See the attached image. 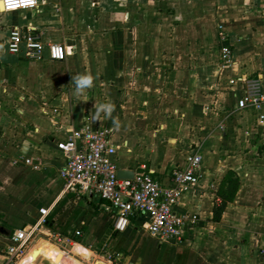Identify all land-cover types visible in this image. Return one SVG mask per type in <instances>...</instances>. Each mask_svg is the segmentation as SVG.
I'll return each mask as SVG.
<instances>
[{
  "label": "crops",
  "instance_id": "0c3cea01",
  "mask_svg": "<svg viewBox=\"0 0 264 264\" xmlns=\"http://www.w3.org/2000/svg\"><path fill=\"white\" fill-rule=\"evenodd\" d=\"M13 28L62 45L65 60L10 54ZM218 29L233 50L230 68ZM80 76L92 84L77 91ZM237 77L264 91V0H0V226L29 228L47 209L40 232L61 237L41 235L8 263L10 234H0V264H264V121L238 108ZM147 103L165 113L150 116ZM179 113L202 125L184 152L179 139L193 138L173 135L170 146L152 128ZM85 124L112 130L119 170L144 166L163 185L200 153V180L175 208L197 217L182 243L151 237L141 219L116 233L105 202L63 191L56 144Z\"/></svg>",
  "mask_w": 264,
  "mask_h": 264
},
{
  "label": "built area",
  "instance_id": "2783aa9c",
  "mask_svg": "<svg viewBox=\"0 0 264 264\" xmlns=\"http://www.w3.org/2000/svg\"><path fill=\"white\" fill-rule=\"evenodd\" d=\"M221 64L223 68L235 65L233 50L228 36L219 35ZM7 51L28 59H45L62 62L65 50L62 45L45 43L38 34L26 33L13 28L7 38ZM242 86L238 108L252 109L264 121V91L258 79L237 77L231 81ZM112 130L107 127H91L87 124L71 129L64 140L57 142V149L65 156V164L59 172L63 191L78 196H97L114 212L113 230L125 231L133 219H141V228L153 238L163 242H183V228L192 225L197 217L176 211L181 195L192 190L200 180L202 156L198 151L185 158L184 166L171 173L167 185L159 183L140 166L131 179L117 176L114 160L115 147L111 143ZM28 164V161H25ZM47 209L39 210L35 225L14 229L9 235L5 250L7 262L22 259L33 244L45 238L61 242L58 234H42L40 228L47 224ZM80 236V231H75Z\"/></svg>",
  "mask_w": 264,
  "mask_h": 264
},
{
  "label": "rangeland",
  "instance_id": "374dc122",
  "mask_svg": "<svg viewBox=\"0 0 264 264\" xmlns=\"http://www.w3.org/2000/svg\"><path fill=\"white\" fill-rule=\"evenodd\" d=\"M221 32H224L222 31L221 29H218V32H217V38H218V42H219V35ZM208 50V51H207ZM202 49V52L203 54H211L213 53V50L212 48L210 49ZM191 56L192 54H194L193 56L194 57H197L199 56V54H201V51H199L198 49L194 50L192 49L191 50ZM195 61V64L198 62L197 60H194ZM157 105H159V103H156ZM145 107V106H144ZM146 110L148 111V113L150 114V116H156V115H161V113H165L163 112V110L159 107L158 108H150V105L147 103V106H146ZM144 110V111H146ZM208 108L205 109V111L208 112ZM181 113V112H180ZM179 113V116H175V115H172L170 117H166L167 119V122H163V123H156L152 126L153 130H158L159 132V135H157L158 133L156 132V135L158 136L157 138L158 139H161V140H164L166 139L165 141H163V143H167V145L170 144L171 146V143H169V141L167 139L171 138V137H176V138H180L179 136H188V138H193L191 140H188V139H179V150L181 152H184L186 151L187 149H189L188 147L190 148H193L194 147V144L197 143V142H200L199 140H195L197 139V137H199L200 135L198 133H201V122L200 121H197V119H193L192 117L190 116H187V115H183L181 116V114ZM157 117V116H156ZM162 124H164V126H162ZM173 135H176V136H173ZM169 143V144H168ZM194 143V144H193ZM83 257H89L88 254H83ZM112 264H116L114 261H112Z\"/></svg>",
  "mask_w": 264,
  "mask_h": 264
},
{
  "label": "clouds",
  "instance_id": "9594fccd",
  "mask_svg": "<svg viewBox=\"0 0 264 264\" xmlns=\"http://www.w3.org/2000/svg\"><path fill=\"white\" fill-rule=\"evenodd\" d=\"M76 84L79 86L77 91L80 90L83 86H91L92 84V77L91 76H80L76 78ZM112 105H104L102 108H104L108 113L112 111Z\"/></svg>",
  "mask_w": 264,
  "mask_h": 264
},
{
  "label": "water",
  "instance_id": "95a60500",
  "mask_svg": "<svg viewBox=\"0 0 264 264\" xmlns=\"http://www.w3.org/2000/svg\"><path fill=\"white\" fill-rule=\"evenodd\" d=\"M133 174H134L133 171L127 172V171L118 170L117 172V176L120 179H131L133 177ZM0 234L8 236L10 234V231L0 226Z\"/></svg>",
  "mask_w": 264,
  "mask_h": 264
},
{
  "label": "bare ground",
  "instance_id": "6f19581e",
  "mask_svg": "<svg viewBox=\"0 0 264 264\" xmlns=\"http://www.w3.org/2000/svg\"><path fill=\"white\" fill-rule=\"evenodd\" d=\"M95 264H102L101 262H97V263H95Z\"/></svg>",
  "mask_w": 264,
  "mask_h": 264
}]
</instances>
